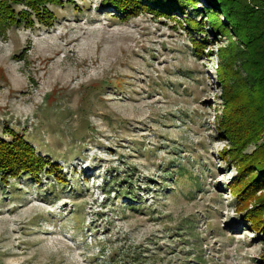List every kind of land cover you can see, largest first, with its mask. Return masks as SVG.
<instances>
[{
  "label": "rangeland",
  "instance_id": "obj_1",
  "mask_svg": "<svg viewBox=\"0 0 264 264\" xmlns=\"http://www.w3.org/2000/svg\"><path fill=\"white\" fill-rule=\"evenodd\" d=\"M56 1L45 3L51 25L0 27V137L13 130L64 178L0 181V264H263V232L239 211L237 168L220 153L230 142L217 66L234 31L190 34L180 14ZM205 34L196 56L191 35ZM241 62L232 79L258 76ZM243 98L229 119L244 117ZM260 143L264 130L244 152ZM178 165L188 173L169 174ZM125 175L131 198L117 190Z\"/></svg>",
  "mask_w": 264,
  "mask_h": 264
},
{
  "label": "trees",
  "instance_id": "obj_2",
  "mask_svg": "<svg viewBox=\"0 0 264 264\" xmlns=\"http://www.w3.org/2000/svg\"><path fill=\"white\" fill-rule=\"evenodd\" d=\"M199 0H102V6L110 8L121 18H129L141 11H147L157 16L183 18L188 32L199 34L204 32V24L209 26L212 34L230 28L236 34L237 40L228 41V56L221 58L217 66V79L221 84L224 98V110L219 120V130L230 142L228 148L222 150V159L231 160L236 166V176L230 184V191L244 204L240 208L246 210L245 221L255 229H261L264 235V194L256 196V192L264 188V143L257 144L253 152L245 153L244 150L256 143L264 130V0H203V5L198 7ZM46 2L56 0H0V27L25 24L32 26L34 19L43 25H51L52 13L45 6ZM21 4L28 9H17ZM198 13L199 19L187 14L188 9ZM223 16L227 24L220 20ZM209 34L195 38L191 35L192 51L196 56L203 52L204 45L209 41ZM239 42L236 43V42ZM243 47V48H242ZM249 49L253 55H249ZM242 53L247 61L259 67L258 76H253L247 71L248 76L239 82L232 79L238 77V61L243 66H250L247 61L241 60ZM240 67V66H239ZM231 70V76L229 74ZM245 68H247L245 66ZM244 68V69H245ZM235 75V77H234ZM248 89V90H247ZM245 91V92H244ZM239 95L243 98L246 110L240 115L243 118L229 119L228 113L241 106L237 102ZM259 98V100L257 99ZM261 101L262 104L260 103ZM234 116V115H233ZM10 141L0 137V181L25 175L31 179L40 180L42 172L54 175L59 182L63 181V174L57 162H52L48 157L37 155L33 147L19 134L10 130ZM188 173L182 166H175L169 174L182 175ZM118 192L131 198L135 188L131 181L123 178ZM256 196L251 208L247 202ZM133 198V197H132ZM264 257V256H263ZM264 264V259L262 260Z\"/></svg>",
  "mask_w": 264,
  "mask_h": 264
}]
</instances>
